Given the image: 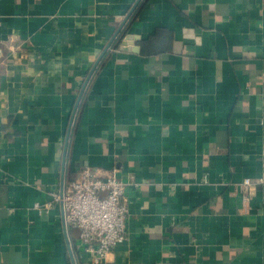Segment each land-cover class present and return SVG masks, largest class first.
I'll list each match as a JSON object with an SVG mask.
<instances>
[{
	"label": "crops",
	"instance_id": "1",
	"mask_svg": "<svg viewBox=\"0 0 264 264\" xmlns=\"http://www.w3.org/2000/svg\"><path fill=\"white\" fill-rule=\"evenodd\" d=\"M263 151L264 0H0V264H264ZM83 166L126 183L101 263L34 208Z\"/></svg>",
	"mask_w": 264,
	"mask_h": 264
},
{
	"label": "built area",
	"instance_id": "2",
	"mask_svg": "<svg viewBox=\"0 0 264 264\" xmlns=\"http://www.w3.org/2000/svg\"><path fill=\"white\" fill-rule=\"evenodd\" d=\"M264 152V151H263ZM245 185L251 180L245 178ZM126 183L116 169L104 176L96 175L89 166H83L78 177L64 186L48 190V199L34 203V208L47 211L54 202H61L67 227L78 229V241L90 253L94 263L108 260L118 243L125 239L129 200ZM72 247V243L70 244Z\"/></svg>",
	"mask_w": 264,
	"mask_h": 264
},
{
	"label": "water",
	"instance_id": "3",
	"mask_svg": "<svg viewBox=\"0 0 264 264\" xmlns=\"http://www.w3.org/2000/svg\"><path fill=\"white\" fill-rule=\"evenodd\" d=\"M116 34H118V33H116ZM116 34H115V36H116ZM115 38V37H114ZM113 38V39H114ZM110 45V44H109ZM92 71H93V69H92ZM92 71H91V73H92ZM76 107H77V104L75 105V107H74V113H75V110H76ZM72 120H73V116H72ZM72 120H71V122H72ZM64 171H62V176H61V186H60V196H63V191H64V186H65V183H64ZM62 205V204H61ZM62 211H63V208H62ZM62 217H63V222H64V225H65V220H64V213H62Z\"/></svg>",
	"mask_w": 264,
	"mask_h": 264
}]
</instances>
